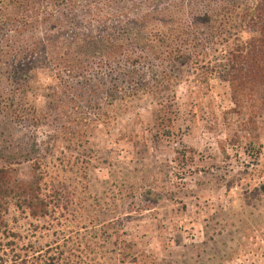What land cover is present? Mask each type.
<instances>
[{
  "label": "rangeland",
  "instance_id": "374dc122",
  "mask_svg": "<svg viewBox=\"0 0 264 264\" xmlns=\"http://www.w3.org/2000/svg\"><path fill=\"white\" fill-rule=\"evenodd\" d=\"M254 3L0 0V169L49 207L2 206L0 264H264Z\"/></svg>",
  "mask_w": 264,
  "mask_h": 264
},
{
  "label": "trees",
  "instance_id": "16d2710c",
  "mask_svg": "<svg viewBox=\"0 0 264 264\" xmlns=\"http://www.w3.org/2000/svg\"><path fill=\"white\" fill-rule=\"evenodd\" d=\"M242 22L251 37L228 52L229 66L224 77L232 87L234 97H239L252 85L264 88V0H255ZM252 108L264 111V97L259 103H253ZM41 186L39 182H12L8 172L0 169V209L20 197V204L31 217L45 216L49 207L46 199L40 198Z\"/></svg>",
  "mask_w": 264,
  "mask_h": 264
}]
</instances>
